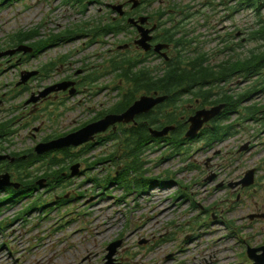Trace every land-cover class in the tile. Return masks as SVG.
Returning <instances> with one entry per match:
<instances>
[{
	"label": "rangeland",
	"instance_id": "rangeland-1",
	"mask_svg": "<svg viewBox=\"0 0 264 264\" xmlns=\"http://www.w3.org/2000/svg\"><path fill=\"white\" fill-rule=\"evenodd\" d=\"M126 1L0 0L3 50L14 47L11 38L18 32L33 30L37 40L72 25L87 28L84 34L44 48L33 57L18 53L0 60V123L13 120L14 132L0 142V150H26L45 136L75 130L117 100L126 84L103 70L108 69L109 57L127 51L118 46L129 32L92 40L88 26L104 16L115 17L108 4ZM219 1L148 0L140 10L151 15L176 5L174 21H182L180 33L194 38L189 49L207 53L209 63L217 64L232 54L221 52L232 34L234 43H242L236 48L240 55L258 44L248 40L249 32L257 28L256 13L245 8L228 10ZM153 22L157 23L155 14ZM173 25L168 22L166 27ZM128 51L134 54L135 50ZM169 52L175 53L173 45ZM160 62L161 58L153 56L148 60L150 66ZM39 68L38 75L16 85L21 71ZM92 71H99V78L87 83ZM66 79L77 81L76 94L59 91L43 102L25 104L32 93ZM246 85L243 78L235 77L222 86L240 91ZM252 102L264 103V93ZM198 105V99L185 102L187 116ZM164 142L152 143L143 154L141 175L149 182L145 188L135 187L133 181L125 187L113 178L121 169L122 151L119 143L117 147L108 140L76 158L79 175L67 177L65 167L75 161L64 162L61 178L30 197L4 202L8 193L0 191V264H103L107 245L116 239L121 244L114 257L120 264H252L246 246L264 244V179L260 178L264 175V130L248 121L237 124L234 135L222 141L206 143L199 138L185 142L178 151ZM252 167L253 185L245 189L231 185ZM34 200L39 203L31 207Z\"/></svg>",
	"mask_w": 264,
	"mask_h": 264
},
{
	"label": "trees",
	"instance_id": "trees-1",
	"mask_svg": "<svg viewBox=\"0 0 264 264\" xmlns=\"http://www.w3.org/2000/svg\"><path fill=\"white\" fill-rule=\"evenodd\" d=\"M69 1L73 4L82 3V0ZM147 1L141 0V4L143 5ZM229 1H235L234 6H228ZM218 5H225L228 10L231 9L232 11L245 8L256 13L257 28L249 32L248 40H254L258 44L247 50L244 55L236 53V48L240 47L242 43L241 41L234 43L232 39L235 37L232 34L231 40L225 42L221 49V52L229 50L232 51V54L217 64H210L207 53L196 51L197 48L189 49L194 38H189L187 33H180L182 21L179 20L175 23V8L177 6L173 5L170 6L171 8L158 9L154 13H150L152 20L153 14L157 19V38L163 42L171 43L175 48V53L170 55L168 60L161 59L160 64L150 66L149 57L160 58L158 55L153 52L143 53L141 51H134V54H131L128 50L109 57L107 60L108 69L103 70V74L113 72L117 78L125 82L126 87L117 93L118 98L114 103H111L107 109L89 121L108 112L118 113L125 110L136 99V95L150 94L154 91L167 95L166 100L153 110L138 117L136 126L120 128L118 133L111 131L107 136L99 137L100 144L111 140L116 141L114 144L119 147L117 142L119 143L122 154L119 157L118 165L121 166V169L118 171V177L113 178L126 184L125 187L129 186V182L132 181L137 188H145L149 184L148 181H143L141 175L144 172L145 162L143 154L149 147L148 143L154 140L161 141V139L153 138L148 132V127L161 128L169 124L175 125L169 136L163 138L168 143L167 145L176 151L181 149L185 142L195 141L199 138H203L206 143L222 141L233 136L237 124L241 122L253 121L261 126V130H264V103L252 102L257 94L264 93V13H262L264 0H220ZM166 15L168 16L166 17ZM185 18L187 15L182 20ZM168 22H174V25L166 27ZM161 25H164L162 26L163 32H159ZM128 27L129 24L124 18L114 20L104 16L98 19L94 26H88V31L92 34V40H95L103 38L109 33H120L127 30ZM83 31H87L85 26L72 25L61 33L43 36L31 44L34 48L43 49L57 44L63 39L84 34ZM178 32L180 35L176 36ZM128 35L129 33L125 36ZM35 36L33 30L18 32L11 38V42L13 45H17L26 40H34ZM235 77L243 78L247 82L242 90L235 91L233 88L222 86L234 80ZM97 78H99V71H92L86 78L87 83H95ZM196 99L199 100V107L224 103V108L210 121L208 126L200 131L195 139H187L183 137L187 124L182 118L186 117L188 108L183 107V105L187 101L195 102ZM192 111L193 109H190V112ZM12 122L13 120L0 123L1 141L3 137L6 138L13 132ZM59 135L61 134L45 136L43 140ZM89 145L86 144L79 149L80 152H72L71 148H63L40 156L28 150L26 158L19 157L14 163L1 161L0 171L9 170L15 179L23 185L24 189H30L29 191L32 192L37 189L34 183L39 177L33 176L31 171V167L36 162L46 159L38 168L43 170L40 177H45L48 182L49 180L55 181L61 178L62 164L75 160ZM58 155L61 156L58 157ZM113 157L114 155H111V158ZM56 166L59 168H55ZM65 168L67 169V166ZM130 178L133 179L130 180ZM260 178L264 179V175ZM5 191L11 197L17 195V191L11 188H7ZM229 225L233 226V222H229Z\"/></svg>",
	"mask_w": 264,
	"mask_h": 264
},
{
	"label": "water",
	"instance_id": "water-1",
	"mask_svg": "<svg viewBox=\"0 0 264 264\" xmlns=\"http://www.w3.org/2000/svg\"><path fill=\"white\" fill-rule=\"evenodd\" d=\"M133 2V6H136L138 1L131 0ZM110 7L122 14L123 12V4H110ZM147 16H140L137 20L133 18H129L128 22L134 23L137 27V30L140 34V38L135 40V43L142 47L144 50H149L151 48L150 40L152 38L149 35L150 31L154 29L155 24L151 28H145L143 24L147 21ZM168 47L166 43H156L153 46V50L155 52H160L162 48ZM17 51H22L23 53L31 52L32 48L27 45H18L13 49H8L4 51H0V58L5 55H12ZM162 56H166L165 52H160ZM36 71H25L21 73V79L18 84L25 83L31 76L35 75ZM70 87V88H69ZM68 90L69 94L72 95L75 93V87L73 81H62L57 84L46 87L43 91L39 92L38 95L32 96L27 102H36L41 97L47 96L49 93L53 91L59 90ZM156 94V92H155ZM166 99V95H141L139 98L134 100L125 110L119 113H108L103 117L91 121L78 129L68 132L65 135L41 141L34 146V151L41 155L43 153L49 152L55 149H61L66 147H76L83 143L94 141L95 135L101 132H105L109 127L115 129L117 123H128L134 121L136 115L141 113H146L150 111L155 105L162 102ZM224 108V103L211 106L209 108H201L194 112V114L190 115L187 118L188 129L185 132V137L193 138L195 137L200 129L203 127V124L211 120L213 117L218 115L221 110ZM174 128L173 125H168L163 127L160 130L150 128V133L153 137H161L166 135L170 130ZM247 146L245 145L242 149H245ZM8 155H0V159L9 158ZM13 159L12 157L10 158ZM71 175H76L79 172V164H73L71 167ZM254 172L255 169H248L244 176L239 180L234 182L231 185L240 184L242 187L249 186L254 181ZM39 186H42V180L37 182ZM8 186H13L14 188H18L19 184L16 182H12L10 180L9 173L0 174V189ZM256 216L255 214L250 215V218ZM121 240L112 241L107 245V254L105 255L106 261L104 264H120L115 262L114 254L116 253L117 248L120 246ZM247 255L250 259L253 260V264H264V244L258 247L247 246L246 248Z\"/></svg>",
	"mask_w": 264,
	"mask_h": 264
},
{
	"label": "flooded vegetation",
	"instance_id": "flooded-vegetation-1",
	"mask_svg": "<svg viewBox=\"0 0 264 264\" xmlns=\"http://www.w3.org/2000/svg\"><path fill=\"white\" fill-rule=\"evenodd\" d=\"M121 3H123V12H122V14H116L115 15V17H113V19L115 20V19H117V18H124V19H129V18H133V19H135V20H137L138 19V17L140 16V15H142V11L140 10V7L142 6V4H141V1L139 2V4H137L136 6H133V4L130 2V1H126V2H121ZM148 20L145 22V24H144V26L145 27H150V25H152L153 24V21L151 20V18H150V16H148ZM132 25V27H130V29H131V31L129 30V33L130 34H132V36H131V40L129 39V38H127V39H125L124 41H123V45L121 46L122 48H126V49H131V48H133L134 50H136V51H141V52H143L142 51V49L140 48V47H138L137 45H135L134 44V40L136 39V38H138V36H140V34L138 35V30H137V27H136V25L134 24V23H132L131 24ZM156 29H158L157 28V26H156ZM156 32V30L155 31H153V32H151L152 33V39H151V45L153 46L155 43H157V42H163V41H161L159 38H157V33H155ZM125 32H123V34H124ZM34 48V47H33ZM3 50V49H2ZM150 52V51H149ZM39 53V50L38 49H35V51H33V55L32 56H35V55H37ZM144 53V52H143ZM3 61V58L1 59V62ZM38 71H39V73L42 71V68H39L38 69ZM76 81V80H75ZM77 82V81H76ZM78 91V90H77ZM64 93V92H63ZM50 97H52V96H47L46 98H44V100L43 101H45V100H47L48 98H50ZM42 100H40L41 102H43ZM25 104H27L26 103V101H25ZM28 105V104H27ZM26 155L27 154H22L21 156V158H25L26 157ZM26 190L23 188L22 190H20L19 191V193L20 194H22L23 192H25Z\"/></svg>",
	"mask_w": 264,
	"mask_h": 264
},
{
	"label": "bare ground",
	"instance_id": "bare-ground-1",
	"mask_svg": "<svg viewBox=\"0 0 264 264\" xmlns=\"http://www.w3.org/2000/svg\"><path fill=\"white\" fill-rule=\"evenodd\" d=\"M70 81H73L74 85H76V83H77L74 79H70Z\"/></svg>",
	"mask_w": 264,
	"mask_h": 264
}]
</instances>
